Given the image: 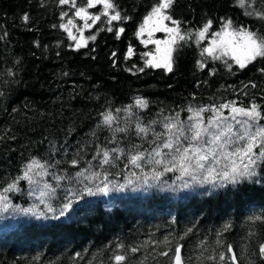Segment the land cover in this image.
Wrapping results in <instances>:
<instances>
[{
    "label": "trees",
    "instance_id": "16d2710c",
    "mask_svg": "<svg viewBox=\"0 0 264 264\" xmlns=\"http://www.w3.org/2000/svg\"><path fill=\"white\" fill-rule=\"evenodd\" d=\"M102 1L0 0V264H264V0Z\"/></svg>",
    "mask_w": 264,
    "mask_h": 264
},
{
    "label": "rangeland",
    "instance_id": "374dc122",
    "mask_svg": "<svg viewBox=\"0 0 264 264\" xmlns=\"http://www.w3.org/2000/svg\"><path fill=\"white\" fill-rule=\"evenodd\" d=\"M100 1L102 5L106 4L104 1L102 0ZM164 5L166 6V3H164ZM85 15L88 16L87 14ZM159 16H160V11L156 12L155 15H153V17H151L150 19L155 20ZM155 21H152V25ZM158 29L159 26H155L153 31H157ZM76 43L78 46L86 45L87 39L84 37L82 32L78 34ZM210 49L212 52L221 51L223 53L229 54L236 60L238 64L243 66H245L249 62H252L259 53V47L256 41L252 40L248 36H240L232 33H225L215 41H212V43L210 44ZM162 55L163 57L161 58V60L159 59V62L165 67L170 66L171 57H172V48H169L168 52L166 54L162 53ZM247 55L249 57H247Z\"/></svg>",
    "mask_w": 264,
    "mask_h": 264
},
{
    "label": "water",
    "instance_id": "95a60500",
    "mask_svg": "<svg viewBox=\"0 0 264 264\" xmlns=\"http://www.w3.org/2000/svg\"><path fill=\"white\" fill-rule=\"evenodd\" d=\"M182 261H181V250L179 249L177 251V255H176V264H181Z\"/></svg>",
    "mask_w": 264,
    "mask_h": 264
}]
</instances>
